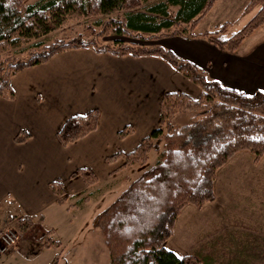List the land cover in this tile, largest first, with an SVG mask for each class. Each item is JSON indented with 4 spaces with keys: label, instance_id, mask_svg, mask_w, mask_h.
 Wrapping results in <instances>:
<instances>
[{
    "label": "trees",
    "instance_id": "trees-1",
    "mask_svg": "<svg viewBox=\"0 0 264 264\" xmlns=\"http://www.w3.org/2000/svg\"><path fill=\"white\" fill-rule=\"evenodd\" d=\"M148 1L39 0L27 4V0H0V97H15L11 79L22 69L78 48L117 56H158L195 83L201 89L198 98L180 90L165 92L159 126L133 151H120L106 158L107 162L124 160L114 171L119 172L125 167L145 164L150 151L159 150L155 163L131 179L118 197L97 215L95 224L103 230L109 264H202L198 255L180 256L165 243L185 206L192 204L200 208L215 199L217 172L233 156L242 151H249L255 161L264 156V90L246 93L227 86L161 44H133L122 39L100 44L81 37L68 41L55 39L46 44L41 38L71 21L107 16L102 23L105 34L150 35L156 39L201 36L223 50L234 52L264 26V0L248 1L242 15L257 9L256 13L230 36H227L230 21L213 30L196 31L218 0H160L145 6ZM120 12L122 15L113 17ZM179 26L183 29H177ZM184 112L193 115L187 123L176 126L174 117ZM99 115V109L94 108L69 117L57 133L60 143L68 145L97 129ZM133 132V126L126 125L118 136L124 138ZM29 137L30 134L23 132L16 138L25 141ZM77 174L88 186L99 180L90 168H79L72 176ZM50 186L59 197L58 202L64 204L68 195L62 180L52 181ZM19 223L23 231L33 226L28 217L20 218ZM42 240L46 246L61 244L51 238Z\"/></svg>",
    "mask_w": 264,
    "mask_h": 264
},
{
    "label": "crops",
    "instance_id": "crops-1",
    "mask_svg": "<svg viewBox=\"0 0 264 264\" xmlns=\"http://www.w3.org/2000/svg\"><path fill=\"white\" fill-rule=\"evenodd\" d=\"M233 1L229 0L227 6L232 8ZM245 6L246 3L240 12ZM256 11L242 16L248 15V22ZM254 34L256 40L249 42ZM254 34L234 52L223 50L201 36L178 35L172 39L160 38L157 42L179 57L192 61L223 84L253 93L264 90V26ZM11 85L15 97H0V219L19 222L20 218L28 217L32 219L33 227L41 223L53 225L49 224L48 218L58 210L57 205L64 206L71 197H80L101 180L108 182V188L99 192L95 199L100 201L105 191L113 193L109 192L115 184L111 180L119 172H112L118 169L123 159L107 162L106 158L120 151H133L159 126L160 104L165 92L180 90L193 98L201 94L195 83L158 56H117L108 52L98 53L91 48L68 49L45 63L24 68L12 77ZM94 108L100 112L97 129L68 145L61 144L57 133L66 120ZM126 125H132L134 132L120 138L118 132ZM23 132L30 137L18 141L17 135ZM251 161L253 156L246 151L233 156L219 169L225 171L223 193L218 187L220 179L217 173L215 200L201 208L187 205L182 210H185L184 214L181 216V212L177 218L175 229L179 236L182 237L185 231L192 239L197 237L198 246H191V249L207 250L209 253L204 257L209 264H217L216 252L224 249H262L263 200L260 199L255 207L251 205L254 212L251 216L239 218L240 223L236 221L237 203L242 201L236 197L233 186L242 182L239 177L243 175L236 174V170ZM82 167L93 170L98 182L88 186L79 174L72 176ZM237 178L239 181H232ZM58 179L62 180L68 195L64 204L58 202L59 197L50 186ZM103 210L99 207L96 217ZM32 230H22L21 233L27 236ZM54 230L51 227L50 232ZM47 232L43 230L42 235ZM29 238H23L6 254H22L35 264L59 261L58 248L46 246L41 242L42 237H38V245ZM199 244L203 248H199ZM32 248L33 251L28 252ZM193 251L178 255L196 254V250ZM240 255L245 254L239 252L236 255L239 264H250L241 261ZM230 259H234L233 255L227 262Z\"/></svg>",
    "mask_w": 264,
    "mask_h": 264
},
{
    "label": "rangeland",
    "instance_id": "rangeland-1",
    "mask_svg": "<svg viewBox=\"0 0 264 264\" xmlns=\"http://www.w3.org/2000/svg\"><path fill=\"white\" fill-rule=\"evenodd\" d=\"M37 1L39 0H27L26 3L33 4ZM157 1L160 0H149L147 3H144V5L146 6ZM228 1L229 0H219V2L215 4L214 8H212V10H210L208 14L201 20L196 30L198 32L213 30L216 26L221 25L226 21L231 22V26L227 31V36H230L234 32L238 31L240 28H242V26L246 23L247 20L246 18L248 15H246V17L242 16L243 11L240 12V8H242L244 3L247 4L249 0H234L233 1L234 5L232 6V8L227 6ZM122 13L123 12L116 13L113 15V17L122 15ZM106 19L107 16L98 17V18L90 17V18L82 19L80 21H71L64 27L56 29L52 31L50 34L42 37L41 40H44L46 44H49L55 39H64L68 41L73 38L81 37L86 41L94 40L100 44H106V43L113 44V42H115L116 40L122 39L127 43L156 45V44H160L159 42H157V39L160 38L172 39L173 37V36H162V37L160 36L159 38L156 39L154 37H151L150 35H145L144 37H142L141 35L135 34V35H131L130 37H126L122 35H112L111 33L105 34L103 32L102 23ZM99 20H101V24H97ZM177 29H183V26H179V28ZM173 30L174 28L168 30V32H171ZM256 34H254V36L250 38L248 41L254 42L256 40V36H255ZM248 41L246 43H249ZM192 115H193L192 112L179 113L174 117L173 123L176 126H181L187 123ZM246 152L252 155L249 151ZM158 155H159V150L152 149L149 153V159L145 164L136 165L129 168L125 167L122 170H120L117 176L116 177L113 176L114 178L111 180L113 181V183L116 184V185L114 184L112 191L111 189L109 190V192H113V193L107 194L105 191L100 201H97V199L95 198L97 197V194L99 192L101 191L104 192V190L108 188V182H106L105 180H101L99 184L89 188L80 197L78 198L71 197L70 199H68L67 203L64 206L60 207L57 205L56 207L58 210H55V212L52 215H50V217L48 218L49 224H53V225L45 226L44 224L41 223L40 226H34V227L32 226L31 228H33V230L30 232V234H28L27 236L25 235L23 236L21 233L22 230L20 229V223L18 221L15 222L13 221V219H10V222L14 224V228H16L17 232L21 236L19 243L25 237L27 238L30 237L29 238L30 240L36 241L37 243L36 245L40 244V240L38 239V237H42L41 238L42 243H43L42 239L48 240L49 238H52L55 240H59L61 244L59 247H56L58 248L57 251L59 253V261H57V263L54 264H109L110 255H109L108 247L105 242V236L103 230L100 226L95 224L97 210L99 207L102 209L107 208L117 198V196L128 186V184L131 182V179L135 178L145 168L155 163ZM123 163L124 160L121 163V165H123ZM112 173L116 174V172L114 171ZM217 173L219 174L218 177L220 179L218 187L219 190L222 191L223 193L224 189L222 183H224L225 180V176H224L225 171L221 170ZM240 173L241 175L242 174L244 175L239 177L242 180L241 183L237 182L239 181V178L232 179L233 182H237L236 185L233 186V192L235 193L236 197L238 198L240 197L242 201L237 203L238 205L237 216H236L237 223H240L239 218H243L245 217V215L251 216V214L254 213L252 212L251 205L255 207L256 203H258L260 199L263 200L262 210L264 211V157H262V160L260 159L259 161H255L253 157V161L248 163V165L244 164L242 165V167L236 170V174H240ZM116 181L118 182L116 183ZM189 206H193V205L189 204ZM184 212L185 210L182 212L181 216L184 214ZM50 226L52 228H55L54 232H50L51 230ZM43 230L48 231L47 234L42 235ZM251 231L253 233H256L255 230H251ZM236 232L240 233V231H236ZM196 239L198 240L197 237ZM196 239L194 238L192 239V236H188L185 231L183 232L181 237L179 236V234L175 229L173 231L172 236L165 243V246L168 249L175 251V253L177 254H182L183 252L196 250L195 253L198 256L200 255L202 264H209L208 259L204 257V254L208 255L209 253L207 250L202 251V249L201 250L196 248L191 249V246L193 247L198 246L197 245L198 243L196 244L195 241ZM257 244L261 245V243H257ZM199 245H200L199 248H203L201 244ZM261 248L262 249L260 248L257 249L256 247H254L253 250L249 249L245 251L227 250V249L217 251L215 262L217 264H239L236 255L239 252H241L245 254L244 256L243 255L239 256L241 261H247L250 262V264H264V244L262 245ZM32 251L33 248L32 250L28 249V252H32ZM49 251H51L52 254L56 253L55 250H49ZM231 255H233L234 259H230L227 262V259ZM45 256L46 255L44 254V258H46ZM0 264H35V263L30 262L29 258L22 254L14 255V256H12L11 254L9 255L4 254L0 256Z\"/></svg>",
    "mask_w": 264,
    "mask_h": 264
},
{
    "label": "built area",
    "instance_id": "built-area-1",
    "mask_svg": "<svg viewBox=\"0 0 264 264\" xmlns=\"http://www.w3.org/2000/svg\"><path fill=\"white\" fill-rule=\"evenodd\" d=\"M0 256L9 253L20 241V234L9 218L0 220Z\"/></svg>",
    "mask_w": 264,
    "mask_h": 264
}]
</instances>
